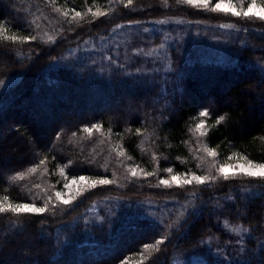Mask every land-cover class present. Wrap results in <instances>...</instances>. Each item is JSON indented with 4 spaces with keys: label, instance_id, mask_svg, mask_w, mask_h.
Wrapping results in <instances>:
<instances>
[{
    "label": "trees",
    "instance_id": "trees-1",
    "mask_svg": "<svg viewBox=\"0 0 264 264\" xmlns=\"http://www.w3.org/2000/svg\"><path fill=\"white\" fill-rule=\"evenodd\" d=\"M0 29V205L55 204L0 213V264H264V179L159 185L233 153L264 163V20L177 0H0ZM74 175L116 183L63 205Z\"/></svg>",
    "mask_w": 264,
    "mask_h": 264
},
{
    "label": "snow or ice",
    "instance_id": "snow-or-ice-1",
    "mask_svg": "<svg viewBox=\"0 0 264 264\" xmlns=\"http://www.w3.org/2000/svg\"><path fill=\"white\" fill-rule=\"evenodd\" d=\"M244 0H241V3H243ZM133 0H127V5H132ZM177 4L180 5H188L192 6L196 9H204L209 10L212 12H222V13H230L234 17H258L261 20H264V8H260L259 11H254V9L257 8L256 0H252V3H249L247 5L246 10H238L237 7H235L232 4V0H218L216 3H212V0H177ZM91 11V9H89ZM65 16H67V12L64 13ZM93 17H99L102 15H105V13L97 10L95 12H92ZM81 17V12L77 11L75 13V18ZM7 23V22H4ZM225 27H232V25H223ZM117 28L120 27L119 25L116 26ZM3 33V29H0V34ZM3 39L5 41H16L18 39L17 36H7L4 35ZM25 40L31 39L36 40V36H26L24 37ZM54 39L53 36H48L47 40L52 41ZM210 115L209 110H204L199 112V117L204 118L208 117ZM225 120V116L221 115L216 121L215 124H220L222 121ZM93 129H95L97 132L100 131V126L98 124H93L91 127H85L83 129L84 132L91 135L93 132ZM140 130L137 129V132ZM190 131H194L195 133H198V139L206 136L207 130L205 128V121L204 119H199V122L195 124L194 129H190ZM73 136L76 135V133L72 134ZM60 136V133H57V137ZM202 145V151L207 154L208 157L215 158L217 156V152L214 148L208 147L207 145L203 144V141L201 140ZM120 156L124 155V152L121 150L118 153ZM201 161H204V157H199ZM233 159L237 160V163L230 164L227 163V161H232ZM227 161L219 163L217 165L216 161L213 160V162L209 165L208 168V174L205 175H198L195 171L187 172L185 175H170L169 179H163L161 178L159 180V185H163L165 187H171L172 185H176L178 187H183L185 185H192L193 183L197 185H205L209 182H215L218 178H222L224 180H228L229 178H235L237 176L243 175L245 177H252V178H261L264 179V163H256L251 159H248L247 156L244 155H238L237 153H233L231 156L227 157ZM90 162V161H89ZM45 163V160L41 159L40 164L43 165ZM71 166V162H69V165H66L65 167L61 168V174L63 175L68 167ZM201 165L198 164L197 168H200ZM129 172L131 173L132 177H137L138 175H143L145 177L155 175L154 172H147L141 170V172H137L135 167L129 168ZM30 172H35L36 169L32 168L29 169ZM165 172L171 174L173 173L174 169L169 167L164 169ZM213 172L215 174H213ZM22 174L18 173L17 176H21ZM12 180L17 179V177H12ZM59 183V182H58ZM116 183L115 179H108L106 176L99 177L96 179H91L88 176L79 175L73 176L71 180L65 182L63 184V188L67 189V193H62L61 191H55L54 196L55 200L63 205H69L73 201H75L79 196H82L84 192L96 188L99 185H108ZM76 187V191L73 192L72 188L73 186ZM37 188H39V185H36ZM51 187V186H50ZM65 195H67V198H64ZM37 199H40L41 197L39 194H37ZM10 197L8 195L4 196V200L8 201ZM52 196H47V200L45 201L44 205L41 207H37L34 203H26V202H18L15 204H8L7 206L0 205V213L5 212H11L16 215H20L22 213H30V214H42L45 211L49 209V205L52 204ZM52 207H55V204H52ZM224 227L229 231L234 232H240V231H247V229H242L241 226H230V223L228 220L224 221ZM162 240L158 239L154 244H145L143 247L145 250L154 249L158 245L162 244ZM121 264H126L125 261H121Z\"/></svg>",
    "mask_w": 264,
    "mask_h": 264
},
{
    "label": "rangeland",
    "instance_id": "rangeland-1",
    "mask_svg": "<svg viewBox=\"0 0 264 264\" xmlns=\"http://www.w3.org/2000/svg\"><path fill=\"white\" fill-rule=\"evenodd\" d=\"M252 3V2H251ZM232 4L237 7L238 10H246L247 9V6L246 7H243L241 2L240 3H234L232 2ZM256 5H257V8L254 9V11H259L260 8H264V6L258 4L256 2ZM166 22H169V21H166ZM85 47V45H84ZM234 163H237V160L236 162H231L230 164H234ZM76 187L77 186H73L72 188V191L75 192L76 191ZM68 192V190L66 191V193ZM67 196V195H66ZM173 264H209L207 263L202 257L200 256H190V257H187V258H176L174 261H173Z\"/></svg>",
    "mask_w": 264,
    "mask_h": 264
}]
</instances>
